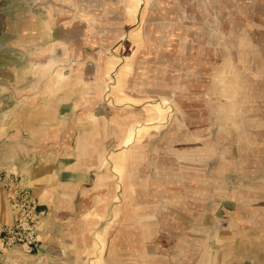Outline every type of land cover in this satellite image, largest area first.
Here are the masks:
<instances>
[{
	"label": "crops",
	"instance_id": "obj_1",
	"mask_svg": "<svg viewBox=\"0 0 264 264\" xmlns=\"http://www.w3.org/2000/svg\"><path fill=\"white\" fill-rule=\"evenodd\" d=\"M72 2L0 10V174L18 177L0 186V222H13L11 202L21 189L42 211L37 250L16 245L5 263L264 264V155L243 156L235 170L236 161L212 160L158 215L130 201L127 181L142 159L133 151L143 143L128 139L145 136L134 127L150 114L110 115L102 153L100 115L87 107L92 66L66 59L93 30L71 16ZM73 35H80L75 43ZM106 162L108 172L100 170ZM168 188L158 187L157 196Z\"/></svg>",
	"mask_w": 264,
	"mask_h": 264
},
{
	"label": "rangeland",
	"instance_id": "obj_2",
	"mask_svg": "<svg viewBox=\"0 0 264 264\" xmlns=\"http://www.w3.org/2000/svg\"><path fill=\"white\" fill-rule=\"evenodd\" d=\"M29 1L0 0V10L17 9ZM199 1L212 0H179L175 15L183 29L178 31L180 38H173V51L162 53L165 64L160 73L167 82L161 89L172 100L176 116L168 126H151L142 137L143 148L133 151L142 159L131 167L129 199L148 204L143 208L156 215L160 205H171L174 196L187 193L190 175L204 177L212 160L214 166L219 160L236 161L230 165L235 170L243 156L264 155V0H220L202 6ZM85 21L94 29L91 34H97L98 21ZM95 111L100 115L97 142L106 154L104 123L114 114L103 108ZM144 139H150L146 147ZM231 168L229 172H235ZM109 169L107 162L100 165L102 171ZM158 187H169L163 199L157 196Z\"/></svg>",
	"mask_w": 264,
	"mask_h": 264
},
{
	"label": "water",
	"instance_id": "obj_3",
	"mask_svg": "<svg viewBox=\"0 0 264 264\" xmlns=\"http://www.w3.org/2000/svg\"><path fill=\"white\" fill-rule=\"evenodd\" d=\"M72 1L69 11L74 19L98 21V33L91 34L94 29L85 33L66 58L73 67L92 66L88 109L103 108L114 115H146L144 112L151 111L148 122L134 127L135 133L140 128L147 135L151 126H168L176 108L161 89L167 80L160 70L165 64L163 51H173V38H180L178 31L183 29L175 15V6L180 10L179 0ZM219 1L198 3L202 6ZM136 138L141 142L140 136ZM133 139L129 138V143L135 144ZM149 142L144 139V146Z\"/></svg>",
	"mask_w": 264,
	"mask_h": 264
},
{
	"label": "built area",
	"instance_id": "obj_4",
	"mask_svg": "<svg viewBox=\"0 0 264 264\" xmlns=\"http://www.w3.org/2000/svg\"><path fill=\"white\" fill-rule=\"evenodd\" d=\"M18 182L13 173L0 174V186L8 187L10 183ZM15 210L11 223L0 222V264L5 263V254L16 245H23L28 251H35L39 244V204L36 197L27 190L21 189L11 202Z\"/></svg>",
	"mask_w": 264,
	"mask_h": 264
}]
</instances>
